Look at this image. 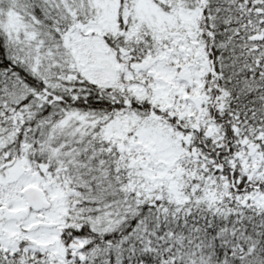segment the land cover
I'll return each instance as SVG.
<instances>
[{
    "label": "snow or ice",
    "instance_id": "6c2138e0",
    "mask_svg": "<svg viewBox=\"0 0 264 264\" xmlns=\"http://www.w3.org/2000/svg\"><path fill=\"white\" fill-rule=\"evenodd\" d=\"M0 264H264V0H0Z\"/></svg>",
    "mask_w": 264,
    "mask_h": 264
}]
</instances>
